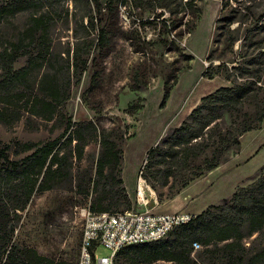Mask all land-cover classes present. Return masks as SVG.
Masks as SVG:
<instances>
[{
  "label": "trees",
  "instance_id": "trees-1",
  "mask_svg": "<svg viewBox=\"0 0 264 264\" xmlns=\"http://www.w3.org/2000/svg\"><path fill=\"white\" fill-rule=\"evenodd\" d=\"M43 1L49 0H21L1 6L0 22L16 11L37 6V2ZM85 1L88 9L82 21L86 19V29L97 36L96 39L89 37L82 43L78 39L73 51L67 53V60L53 49L50 37L52 22L48 13L32 16L23 39L0 48V124L10 126L20 120L21 115L15 113L17 106H20L29 119L61 122L63 126L62 133L55 140L27 144L15 142L0 148V264H57L41 257L33 249L21 247L14 242V234L21 220L17 214L27 210L35 193L65 190L80 196H92L90 207L95 213H121L117 211L122 208L124 212L131 210L132 202L122 179L124 154L120 147L121 137L114 130L98 132L94 122L76 123L67 115L66 108L73 87L80 84L90 64L96 67L108 54L111 38L119 23L120 7L133 6L141 9L143 14L150 12L155 17L147 21V24H154L156 19H161L167 13L170 21L162 22L164 28H170L173 32L179 30L176 33L179 36L184 35L182 28L187 26L181 17H185L186 11L183 12L181 8L199 14V0ZM159 10L163 12L158 14ZM263 20L264 14L260 15L259 24ZM226 22L230 27L235 20L230 17ZM191 30L186 32L190 34ZM261 32H264V22L254 30H249L245 37H240L236 30L230 31L231 37L225 40L223 54L215 58L212 54L211 65L204 76L213 80L223 75L232 83V87L221 88L202 98L201 104L191 112L189 119L175 130L168 151L158 146L149 152V163L157 160L151 166L155 167V175H163L168 183L173 175L166 172L164 166L174 148L194 151L209 141V132L215 133L217 140L213 152L204 158L199 173L183 184L182 189H186L205 173H211L229 162L223 156L230 151L239 152L240 139L260 129L264 123V108L257 105L264 93L261 73L264 67V39H260ZM239 42L243 50L248 42L255 43L256 48L243 57V63L226 61L227 54L235 55V46ZM22 59H25V66L16 70V64ZM215 60L220 63L214 65ZM145 72V69L136 68L133 77L139 75L144 78ZM169 98L170 90H167L162 108ZM223 112L237 115L241 119L234 131L220 129ZM95 138L100 139L102 150L94 160L92 170L86 171L80 178L75 174V163L80 164L84 160L86 147ZM202 140L204 142L200 143ZM13 146L18 149L16 153L29 155L19 161L11 160L9 152ZM14 218L16 221H13ZM172 234L174 238L171 242L125 248L118 254L116 264L123 260L128 264H180L184 259L191 261V256L196 252L195 244L203 249L223 245L221 248L227 256L228 264H264V173L250 187L239 188L223 206L209 207L193 222L179 227ZM247 234L260 236V248L254 253L244 243Z\"/></svg>",
  "mask_w": 264,
  "mask_h": 264
},
{
  "label": "rangeland",
  "instance_id": "rangeland-1",
  "mask_svg": "<svg viewBox=\"0 0 264 264\" xmlns=\"http://www.w3.org/2000/svg\"><path fill=\"white\" fill-rule=\"evenodd\" d=\"M16 1L21 0H0V7ZM37 3V6L16 11L0 22V48L22 40L32 16L46 13L50 15L52 22L50 37L53 49L55 53L64 55L66 60L67 53L73 51L78 39L81 43L89 37L96 39L97 34H91L86 29L87 20L82 21L88 9L85 0H49ZM197 7L199 14H193L185 7L181 8L183 12L186 11V15L182 13L185 17H181L184 25L187 24L182 28L183 36L176 34L179 30L173 32L170 28H164L162 22L170 21L167 13L161 19H156L154 24H147V21L155 17L150 12L143 14L141 9L133 6L120 7L119 23L111 38L108 54L96 67L90 64L80 84L73 87L72 97L66 108L67 115L76 123L94 122L98 132L114 130L121 137L120 147L124 154L122 179L132 202V208L128 211L146 210L147 207L138 204L140 182H145L148 199L155 196L159 202L154 213L185 212L177 210V206L171 202L183 192V184L199 173L204 158L213 152L214 142L217 140L215 133L209 132V141L194 151L174 148L164 166L166 172L173 175L168 183L163 175H155V167L151 166L157 160L149 163V152L158 146L168 151L175 130L189 119L191 112L201 104L202 98L221 88L232 87V83L223 75L216 76L213 80L204 76L211 65L212 54L214 58L223 54L225 40L231 37L230 31L236 30L240 37H245L249 30H254L264 22H258L260 15L264 14V0H199ZM162 12L163 10L157 11L158 14ZM230 17L235 22L228 27L226 19ZM190 29L192 32L189 34L186 31ZM261 35L260 39H264V32ZM258 36L259 33L256 37ZM96 45L97 43L95 47ZM255 48V43L248 42L243 50L239 42L235 46V55L227 54L225 60L243 63V57L252 53ZM70 60L72 62V52ZM260 61L262 60L258 62ZM214 63L218 65L220 62L215 60ZM24 66L25 59H22L15 69L19 70ZM136 68L145 69L146 76L133 77ZM262 70L264 81V67ZM1 73L0 71V75ZM167 90H170V98L162 108ZM259 100L257 105L264 108V93ZM15 113L21 115L20 120L10 126L0 124V148L15 142L44 143L55 140L63 131L61 122L48 123L38 118L29 119L20 106H17ZM222 115L221 130L234 131L237 123L241 122L237 115L229 112H223ZM261 132L264 137V123L260 129L246 134V138L244 136L240 141H244L248 147L252 139ZM203 142L204 140L200 141ZM101 150L100 139L95 138L89 143L84 160L80 164L75 163V174L78 177L82 178L86 171L92 170L94 160L99 157ZM17 151L13 146L9 152L11 160L19 161L29 155L18 154ZM237 153L230 151L223 159L231 161ZM189 154L191 157L187 158ZM248 172L252 171L244 169L237 172L232 176L233 180H247L243 187H250L264 173V168L258 175ZM209 174L205 173L193 182ZM92 199V196H80L65 190L35 193L27 210L17 214L21 220L14 234V242L21 247L33 249L41 257L57 264H77L85 228L83 210L90 205ZM115 211L117 210H113ZM117 212H124V209ZM173 238L174 235L171 234L164 242H171ZM244 243L254 253L260 248V236L247 234ZM222 246L206 248L208 250L199 247L195 249L191 261L184 259L180 264H228ZM110 255V251L105 248L97 251L98 258ZM118 264L128 263L123 260Z\"/></svg>",
  "mask_w": 264,
  "mask_h": 264
},
{
  "label": "built area",
  "instance_id": "built-area-1",
  "mask_svg": "<svg viewBox=\"0 0 264 264\" xmlns=\"http://www.w3.org/2000/svg\"><path fill=\"white\" fill-rule=\"evenodd\" d=\"M140 182L138 204L148 207L151 200ZM91 205L83 210V231L80 257L77 264H116L118 254L127 247L166 241L179 227L196 218L187 212L158 214L150 210L121 213H95ZM195 249L200 246L194 245ZM105 248L109 257L98 258L97 251Z\"/></svg>",
  "mask_w": 264,
  "mask_h": 264
},
{
  "label": "crops",
  "instance_id": "crops-1",
  "mask_svg": "<svg viewBox=\"0 0 264 264\" xmlns=\"http://www.w3.org/2000/svg\"><path fill=\"white\" fill-rule=\"evenodd\" d=\"M263 168L264 137L261 132L252 139L248 147L243 141L241 151L234 155L231 161L214 170L207 177L190 184L171 203L177 206V210H185L198 217L209 207L229 201L237 190L245 185L247 180H233L232 176L237 172L248 169L252 171L248 173L258 175ZM150 200V205L146 209L153 212L156 206H159V202L154 196Z\"/></svg>",
  "mask_w": 264,
  "mask_h": 264
},
{
  "label": "bare ground",
  "instance_id": "bare-ground-1",
  "mask_svg": "<svg viewBox=\"0 0 264 264\" xmlns=\"http://www.w3.org/2000/svg\"><path fill=\"white\" fill-rule=\"evenodd\" d=\"M155 197V196H154Z\"/></svg>",
  "mask_w": 264,
  "mask_h": 264
}]
</instances>
